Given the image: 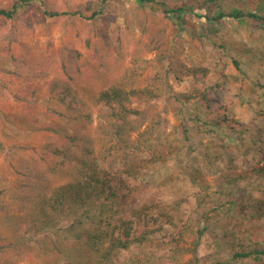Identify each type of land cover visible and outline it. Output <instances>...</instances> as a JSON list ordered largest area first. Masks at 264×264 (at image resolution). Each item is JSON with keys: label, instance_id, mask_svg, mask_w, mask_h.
<instances>
[{"label": "trees", "instance_id": "16d2710c", "mask_svg": "<svg viewBox=\"0 0 264 264\" xmlns=\"http://www.w3.org/2000/svg\"><path fill=\"white\" fill-rule=\"evenodd\" d=\"M139 1L150 12L138 21L137 27L147 37V51L155 54L154 75L145 74V68L131 74L120 73L117 62L121 57L115 58V64L108 61L106 46L94 48V61L85 60L74 46H54L51 38L58 19L73 15L87 22L94 21L103 15L106 0H85L72 7V14L58 10L56 0L0 3V41L13 67L12 71H4L7 80L0 84L4 95L27 116L46 114L73 129L70 135L50 138L40 150L32 149V155H28L25 148L17 147L18 155L24 158L17 166L11 163V173L21 183L14 189L0 188V214L6 213L11 205L19 207L24 215L9 219L7 228L11 240L0 246V256L5 249L16 254L17 248L33 242L35 249L31 251H37V258L48 256L64 264H207L199 256L202 237L207 231L202 221L212 219L210 213L217 208H212L205 217L199 215L201 219L194 222L186 221L174 234L167 235L175 240L162 246L152 237L160 233L163 226H174L170 216L156 212L159 208L154 207L133 213L135 220L129 218L130 202L136 196L129 181L145 182L144 171L158 167L162 161L183 157L184 150L196 137L191 134L190 124L202 122L201 108L191 114L187 110L191 97L171 94L168 85L171 72L163 71L164 62L170 58L164 23L167 20L183 27L195 26L198 30L195 39L200 47L211 45L224 54L227 42L215 40L218 30L210 26V22L220 26L233 20L248 24L264 36V17L254 10L238 9V0ZM32 3L43 9L44 19L38 27L28 11L20 13L25 5ZM255 3L264 10V0ZM159 14L163 15L161 20ZM47 19L54 21L47 23ZM37 29L47 39L42 48L26 42ZM233 65L239 69L237 61L234 60ZM52 68L58 74L49 82L44 102L40 104L38 97L43 93L40 82L47 79L48 70ZM164 99L180 104L178 132L184 135L182 140H170L167 145L154 139L162 124L159 102ZM207 100L208 94L204 93L200 98L202 105ZM2 114L0 111L4 125L21 129ZM208 115L210 113L206 116L207 123H211ZM216 124L219 129L226 127L224 121ZM197 129L202 131L199 125ZM259 137L264 138V135ZM250 143L259 162L263 163L256 173L264 178V143L260 139ZM170 146L177 148L165 154ZM222 149L214 150L213 156L218 158ZM2 151L0 144V156ZM229 159L234 161V155L230 154ZM115 161L121 169L112 171L110 164ZM204 197L194 211L197 215L208 198ZM184 205L178 204L168 211L182 210ZM230 206L232 213L236 204ZM143 215L154 222L152 230H136ZM250 216L260 218V207L253 208ZM162 218L165 221L157 228ZM225 233L228 238L235 231L225 230ZM188 239L189 246L182 245L188 244ZM229 240L233 249L241 248L233 255L234 260L264 264V246L253 244L250 248ZM161 247L167 250L166 256L158 254ZM20 253L28 252L17 255Z\"/></svg>", "mask_w": 264, "mask_h": 264}, {"label": "rangeland", "instance_id": "374dc122", "mask_svg": "<svg viewBox=\"0 0 264 264\" xmlns=\"http://www.w3.org/2000/svg\"><path fill=\"white\" fill-rule=\"evenodd\" d=\"M4 1L0 0V3ZM255 1L238 0L236 7L245 11L254 10L264 17V10L257 7ZM56 2L58 10L72 14V7L85 0ZM145 6L139 0H106L103 15L94 21L87 22L73 15L58 19L51 39L56 48L62 45L74 46L89 61L95 60L94 48L106 46L108 61L115 64V58L121 57L117 62L120 73L131 74L145 68V74L154 75L157 70L154 68L155 54L147 51V37L137 27L138 21L145 19L146 14L150 13ZM24 11H28L37 27L40 26L44 14L39 4L25 5L20 13ZM162 16L159 14L160 20ZM53 21L54 19H47V23ZM164 25L167 29L170 58L164 62L163 71L171 72L168 79L171 94L191 97L187 110L191 114L201 108L202 122L190 124L191 134L196 137L184 150L183 157L162 161L158 167L144 171L145 182L129 181L136 194L130 202L129 211L132 214L129 218L135 220L133 213L145 208L150 211L154 207L159 208L156 212L170 216L175 227L165 225L160 233L152 237L162 246L175 240L167 235L174 234L186 221L194 222L201 219L199 215L207 216L212 208H217V211L210 213L212 219L202 221L207 231L199 249L200 260L207 264H263L254 260H234L233 255L240 252L241 248L233 249L228 238L232 242L243 243L245 247L251 248L253 244L264 246V178L256 173L263 163L259 162L260 158L256 157V151L250 143L259 139L264 143V138L259 137L264 135V36L248 24L233 20L223 22L220 26L210 22L209 25L218 30L215 40L227 42V49L222 54L211 45L200 47L195 39L198 30L193 25L183 27L167 20ZM1 28L0 24V30ZM40 32L37 29L28 36L26 42L44 47L47 39ZM208 32L210 34L211 29ZM234 60L239 64V69L234 67ZM12 70L0 41V84L7 80L4 71ZM57 74V70L52 68L48 70L47 79L40 82L43 92L38 97L40 104L44 102L49 82ZM204 93L208 94V100L202 105L200 98ZM159 107L163 112V119L154 139L162 140L164 145L169 144L170 140H182L184 135L178 132L180 104L172 99H164L159 102ZM0 111L10 122L21 126V129H16L4 125L0 119V144L3 145L0 156V188L5 186L14 189L21 181L11 173V163L17 166L20 159L24 158L18 155V148L23 147L28 155H32V149L40 150L50 138L55 135H70L73 129L46 114L27 116V113L6 98L2 87ZM208 113L211 123H207ZM221 121L225 122L224 129L217 127L216 123ZM198 125L202 131L197 129ZM222 147L229 150V153L222 149L218 158L213 156L212 152ZM176 148L168 147L165 154L172 153ZM230 154L234 155V161H230ZM110 167L112 171L121 169L118 161L112 162ZM233 180L235 182L230 184ZM205 195L208 198L197 215L194 211ZM182 203H185L182 210L168 211ZM231 204H236L232 213L229 212ZM256 207H260V218L250 216ZM22 215L24 213L19 207L11 205L6 213L0 214V246L11 240V233L7 228L9 219ZM142 219V223L135 227L136 230H152L154 222L144 215ZM164 221V218L159 220L156 227L159 228ZM176 227L178 228L175 229ZM225 230H233L235 233L227 238ZM189 242L190 239L188 244L182 245L189 246ZM32 249H35L33 242L17 248L16 254L5 249L0 256V264H64L57 258H37V251H31ZM18 252L28 253L17 255ZM158 254L166 256L167 250L162 248Z\"/></svg>", "mask_w": 264, "mask_h": 264}]
</instances>
